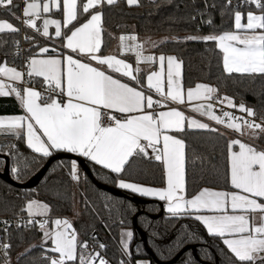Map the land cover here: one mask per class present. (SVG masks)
I'll use <instances>...</instances> for the list:
<instances>
[{"label":"snow or ice","instance_id":"snow-or-ice-1","mask_svg":"<svg viewBox=\"0 0 264 264\" xmlns=\"http://www.w3.org/2000/svg\"><path fill=\"white\" fill-rule=\"evenodd\" d=\"M25 2L23 15L27 19L24 23L37 32H41L37 20L41 19L42 12L49 13L52 6L61 11L64 27H72L62 33L60 20L44 19L42 35L48 37L49 26L55 25V36L66 41L63 47L81 58L74 59L73 55L63 54H49L47 58L33 55L28 60L26 70L10 67L5 61L0 66V76L11 82H20L24 87L21 90L12 83L6 84L0 80V96L14 94L25 114L0 117V129L7 128L8 134L17 137L25 135L28 148L42 157H51L56 152L85 157L102 169L117 174L119 188L164 201L166 211L174 217L183 215L194 218L202 223L210 236L221 238L232 254L230 259L233 264H264V148L242 142L241 139H230L227 144L230 167L226 179L234 190L203 188L191 198H186L185 141L170 133H183L186 122L192 129L209 132H219V129L186 117L178 108L159 112L148 110L154 109V106L165 107L167 101L180 105L186 101H197L191 107L193 112L206 116L217 125H224L240 136L253 139L264 135V116H260L258 122L253 108L243 102L236 105L229 96L221 97L219 89L209 84L199 83L194 88H188L185 95L182 60L176 56L144 55L145 44L156 46L155 41L148 38L138 43L135 35L121 36L122 48L134 52L137 65L142 62L159 65L158 71L147 74L146 88L154 89L162 100L154 101L152 95H146L145 85L137 75L141 71L139 66L133 68L130 63L114 55L101 54L104 9L116 5L118 0H81L79 4L78 0H48L43 4L37 0ZM126 3L128 6H139V0H126ZM244 3L255 5L260 14L248 11L246 23H242L244 14L238 10L240 5L225 0L223 8L233 10L236 31L203 37L190 36L187 39L216 42L223 53V68L228 74L264 75V31L257 33V30H264V0H244ZM18 7L14 0H0V8L11 11ZM83 14H88V18L81 22ZM207 22L211 24L212 21ZM5 31L17 33L19 29L7 20H0V33ZM249 31L251 34H247ZM40 53L47 54L49 49L41 47ZM85 56L86 60L83 59ZM93 61L98 66H93ZM104 66L127 77L136 86L114 78ZM25 76L43 77L49 84L46 89L48 95L42 96L34 88L28 87L31 80L26 81ZM213 99L221 104L226 103L229 108L238 107L247 118L234 117L231 112L217 115L213 110ZM105 119L110 123L105 124ZM237 146L238 150H234ZM149 149L154 159L162 162L165 168V187L144 186L123 178L137 157L149 156ZM27 167L28 163L25 162L24 168ZM12 172L19 178L21 169L13 167ZM69 175L74 181L80 180L75 160L71 161ZM21 211H26L28 216L24 226L38 224L43 231V242L47 244L51 241L52 247L46 251L56 255H46V264H110L101 251L88 250V242L79 238L69 220L55 219L57 230H48L46 225L51 211L48 203L29 199L26 208ZM36 217L44 219L37 220ZM3 223L7 232L8 221ZM121 235L125 238L121 241L122 249L129 254L133 232L126 231ZM96 247L105 250L107 245L98 243ZM0 248L4 250L5 264H8L11 245L3 243ZM119 264H125V261L121 260ZM137 264L142 262L137 261Z\"/></svg>","mask_w":264,"mask_h":264},{"label":"trees","instance_id":"trees-1","mask_svg":"<svg viewBox=\"0 0 264 264\" xmlns=\"http://www.w3.org/2000/svg\"><path fill=\"white\" fill-rule=\"evenodd\" d=\"M209 1L215 3L214 8L206 9L203 0H139V6H128L126 0H118L116 5L104 9L101 52L117 51L118 35L124 31H136L144 41L154 38V52L173 54L183 61L186 88L198 83L211 84L219 89V94L243 102L253 108L258 117L264 116V75L228 74L223 68V53L216 42L187 39L234 31V13L231 8H223L225 0ZM238 10L260 13L254 6ZM19 14L20 10H17L18 17ZM17 16L15 12L0 10V20L7 19L19 29L17 33H0V66L6 61L8 66L21 68L47 43L40 32L22 23ZM87 18L88 14H83L80 21ZM208 20L212 21L211 24ZM160 37L173 39L160 41ZM21 43L24 50L19 47ZM145 46L149 50V44ZM178 134L186 143L187 196L196 194L203 187L230 190L226 179L230 167L227 144L233 134L224 130L190 129ZM256 140L264 148V135ZM0 154L9 157L11 176L20 183L35 175L50 158L29 149L23 136L11 134H0ZM85 160L98 182L119 188L117 174L102 169L87 158ZM71 161L68 158L53 161L39 183L30 189L16 187L0 177V217L13 220L24 216L27 213L21 209L26 208L27 201L37 199L50 205L49 219L72 218L79 238L105 254L112 264H119L121 260L125 264H137L140 259H148L151 264H233L232 254L221 238L210 236L202 223L188 216H168L163 201L141 197L148 201L137 204L128 198L138 196L131 191L119 188L127 195L121 197L101 189L79 165L80 180L74 181L69 175ZM25 162L27 168H24ZM4 167L5 159L0 157V170ZM13 167L21 169L19 178L12 172ZM123 178L154 187H163L166 182L162 162L149 156L137 157ZM138 212L136 228L134 217ZM123 229L133 232L129 254H125L120 243ZM140 230L145 233L147 246L154 256L147 251ZM9 235L12 264H46L44 257L52 255L44 248L48 242L21 254L42 237L39 225H13ZM98 243L107 245V248L100 250L96 247ZM186 246L190 248L171 263ZM192 246L196 247L195 251Z\"/></svg>","mask_w":264,"mask_h":264},{"label":"crops","instance_id":"crops-1","mask_svg":"<svg viewBox=\"0 0 264 264\" xmlns=\"http://www.w3.org/2000/svg\"><path fill=\"white\" fill-rule=\"evenodd\" d=\"M37 1H44V0H37ZM29 2V1H28ZM81 2V0H78V4ZM83 2H86V0H83ZM254 12V11H253ZM14 13V12H12ZM244 14V18L242 19V23H246V14L247 12H242ZM255 14H260L258 12H254ZM16 16H17V12H15ZM86 15V14H84ZM44 18L43 19H40L39 22H38V28L41 29V32L40 34L42 35V21L41 20H44V19H57V20H60L61 21V31L62 33H64L65 29L68 28L70 25H68L67 27H64L63 25V16L61 14V11H58L54 6L51 7V11L49 13H46L44 14ZM18 17V16H17ZM3 20H7V19H3ZM9 23L12 24V22H10L9 20H7ZM74 23V22H73ZM14 27H16L14 24H13ZM33 29V28H32ZM33 30H36V29H33ZM234 31L235 28H234ZM263 30H257V33L259 32H262ZM7 32V31H5ZM243 34V33H242ZM247 34H251V32L249 31ZM42 37L47 41V43H45L42 47H47L49 49V53L47 54H41L40 53V49L37 50V52L33 55H35L37 58H47V56L49 54L51 55H57L59 56L60 54H63L64 56L66 55H73V58H81V57H78L75 53H72L70 49H67L66 47H63V44L66 43V41L62 40L61 38H58L55 36V25H50L49 26V36L48 37H44L42 35ZM156 41V40H155ZM102 45H103V37H102ZM102 45H101V48H102ZM218 46V45H217ZM149 50L146 49V46H145V49L146 51L148 52H154V46H152L151 44H149ZM55 50V51H53ZM155 53V56H159V55H165V56H175L173 54H160V53ZM101 54L103 55H114L116 56L118 59H123L125 60L127 63H130L132 65L133 68H136L137 66H139V68L141 69V71L137 74L142 83L145 85V94L146 95H152L153 97V100H162V97L159 96L154 89L152 90H148L146 88V84H147V80H146V76L147 74H150L151 71H158L159 70V65L158 63H155V64H144V63H140L139 65L136 64V61L134 59V57L132 56H121L118 54V50L117 51H110L108 53H102ZM32 55V56H33ZM83 59H87L86 56L83 57ZM93 66H98L96 64V62H92ZM10 67H15V66H10ZM18 70H21L20 68L16 67ZM104 69L107 71L108 74H111L114 76V78H118V79H121L122 82H130L128 80L127 77H122L121 74L119 73H114L111 71V69H106V66H104ZM0 80H4V82L6 84L8 83H12L14 84V86H16V84L20 83V82H11V81H8L7 78L3 77V76H0ZM33 81H39L42 85V84H48V82L44 81V78L43 77H32V82ZM132 84V86H136L135 85V82H130ZM182 84H183V88H184V91H185V95H186V91L188 88H186L184 86V66L182 65ZM199 84V83H198ZM205 84H208V83H205ZM40 85H37V84H34L33 82V85H30L28 87H32L34 88L36 91L40 92L39 91V86ZM197 85V84H196ZM195 85V86H196ZM210 86H212L211 84H209ZM195 86L193 87H190V88H194ZM214 87V86H213ZM164 90H165V94L167 93V80H166V73H165V78H164ZM222 96H225V95H222ZM227 96V95H226ZM230 97V96H229ZM232 98V97H231ZM234 103L236 105H239L240 102H237L234 98ZM39 102V101H38ZM195 103H198L197 101H193L191 103L187 102L183 105H180V104H176V103H173V102H170V101H167L165 102V107L161 108L159 111H168L172 108H178L179 110L183 111L185 116L186 117H190V118H194V119H197L201 122H204V123H208L211 127L213 128H217L219 130H224V131H227V132H230L233 134V136L231 137V139H241L242 142H246V143H250V144H253L255 146H258V147H261L258 143H257V140L256 139H253L252 137L250 136H240L239 133L237 132H234L233 130L231 129H228L226 128L224 125H217L214 121H211L209 120L206 116H202L200 115L199 113L197 112H193L191 110V107L193 104ZM223 106L225 107L226 109V112H231L233 114L234 117H244V115H246L245 113H242L239 111L238 107L237 108H229L227 106L226 103L223 104ZM148 111H152V112H156L155 111V106H154V109H149ZM157 111V112H159ZM24 110H23V107L20 103V101L15 97L14 94L12 95H9V96H0V117H11V116H17V115H24ZM226 119V118H225ZM185 129L188 130H200V129H192V128H189L187 126V122L185 123ZM9 133V130L7 128H4V129H0V134H8ZM170 134H173V135H176L178 138H181L183 139L178 133H170ZM11 135H14V134H11ZM16 136V135H15ZM24 137V140L26 142V136L25 135H21ZM27 144V143H26ZM185 147H186V143H185ZM263 148V147H262ZM234 150H238V146L236 149ZM59 153H67V152H59ZM56 154V153H55ZM72 154H75V153H72ZM54 155V154H53ZM77 155V154H75ZM149 157L150 158H154V155L152 154L151 152V149H149ZM85 158V157H84ZM78 170H79V166H78ZM185 173H186V152H185ZM165 175H166V171H165ZM186 178V176H185ZM131 182V181H129ZM140 184V183H139ZM141 185H144V184H141ZM144 186H149V185H144ZM166 186V182H165V185L163 187ZM149 187H154V186H149ZM203 188H209V189H212V190H215V191H232L234 189H230V190H223V189H217V188H210V187H203ZM202 188V189H203ZM200 189V190H202ZM126 190V189H124ZM199 190V191H200ZM130 191V190H128ZM199 191L197 193H199ZM133 193V192H132ZM196 193V194H197ZM136 194V193H134ZM138 196H140L139 194H136ZM193 196V195H192ZM192 196H187V192H186V198H191ZM140 197H144V198H150V199H157L159 200L158 198L156 197H145V196H140ZM37 200V199H36ZM40 201V200H39ZM161 201V200H160ZM41 203H46L44 201H40ZM164 203V207H165V211H166V203L163 201ZM27 213V212H26ZM167 215L168 216H172V214L168 213L166 211ZM50 214V213H49ZM49 214H48V220H49V223L46 225V227L48 228V230L50 231H55L57 230L56 229V225L54 224V220H51L49 219ZM259 215V213H257V216ZM183 216V215H182ZM44 219V217H42ZM56 219H67L69 220L72 225H73V219L72 218H69V217H62V218H56ZM74 227V226H73ZM124 230H128V229H123L122 231ZM130 230V229H129ZM43 232V231H42ZM131 243V241H130ZM122 246V244H121ZM52 247V244H51V241H48V244L47 246H44L45 249H48ZM129 249H130V244H129ZM129 252V250H128ZM52 255H56V254H53L51 253ZM140 262H142V264H151L150 260L148 259H140L138 260Z\"/></svg>","mask_w":264,"mask_h":264},{"label":"built area","instance_id":"built-area-1","mask_svg":"<svg viewBox=\"0 0 264 264\" xmlns=\"http://www.w3.org/2000/svg\"><path fill=\"white\" fill-rule=\"evenodd\" d=\"M28 1H30V0H28ZM151 1L154 2V1H157V0H151ZM203 1H204V5H205V8L206 9H208V8H214V7H212V5H215L214 2L209 1V0H203ZM232 2H233V5L239 4L240 5L239 8H244V7H249V6H254L255 7V5H253V4H245L244 3V0H232ZM14 4H18L19 7L18 8H12L11 11H9L7 9H4V8H0V10H5V11H8V12H17V10H20L19 19H20V21H22V23H24V20L27 19L26 17H24L23 10H22L23 9V6L26 4L25 0H14ZM126 35H135V36H137L138 37V40L136 42H138V43H143L144 40L140 37V35L136 31H124V32L119 33V35H118V47H117L118 54L121 55V56H132V57H134V59L136 61V57H135L134 52H128V51H126V50H124L122 48L121 41H120L119 38L121 36H126ZM23 37H24V33H23ZM129 43H131V42H129ZM19 47H20V49L24 50V44L21 43L19 45ZM144 55H153V56H155V53L154 52H148V51L144 50ZM144 64H148V63H144ZM26 68H27V64H25L24 66H22L20 69L21 70L22 69H25L26 70ZM29 79L31 80V82L28 83L27 86L33 85L32 78H29V77L25 76V80L26 81L29 80ZM16 87L17 88H20L22 90L23 87H24V85L22 83H18V84H16ZM48 87H49V85H47V84H42V85H40L38 87L40 93L42 94V96H45L46 97L48 95V93L46 91V89ZM220 96L223 97L221 94H220ZM211 102L213 104V110L215 111V113L217 115H221L222 112H226V109L223 106V104L219 103L215 99H213V101H211ZM161 108H163V107H157V106H155V111L157 112ZM244 117L247 118L246 115H244ZM257 121L259 122V117L258 116H257ZM104 122H105V124L110 123V121L108 119H105ZM27 219H28L27 214L24 215V216L17 217V218H15L13 220H9V219H7L5 217H0V244L8 243V244L11 245L9 233H10V229H11V227L13 225L14 226H17V227H32L34 225H38V224H35L34 223L32 225H29V226H24V221L27 220ZM36 219L37 220H43L42 217H36ZM3 221H8L9 227H8V231L7 232L4 231L5 225H4ZM18 224L20 226H18ZM10 250H11V248L8 250V256H7L8 264H12V262H13V259L9 256ZM88 250L89 251H93V250L99 251L98 249L94 248L90 244H89V249ZM0 254H1L2 259H3V263L2 264H5L6 257L4 255V250L2 248H0ZM101 254L104 255L109 260V258L105 254H103L102 252H101ZM110 264H112L111 261H110Z\"/></svg>","mask_w":264,"mask_h":264},{"label":"water","instance_id":"water-1","mask_svg":"<svg viewBox=\"0 0 264 264\" xmlns=\"http://www.w3.org/2000/svg\"><path fill=\"white\" fill-rule=\"evenodd\" d=\"M0 157L5 159V167L3 170H0V177L3 178L8 183H10L16 187L22 188V189H30V188L35 187L39 183L40 179L45 175L46 171L48 170V168L50 167V165L52 164L53 161L68 158V159H71L72 161L75 160L77 162V164L82 167L83 171L94 181V183L99 188L107 190L109 192H112L115 195H118L121 197H127V195L125 193H123V191L121 189L111 187V186H108L106 184L98 182L94 178L93 173H92L89 165L87 164L85 158L78 156V155H75V154H72V153H56V154H54L53 156H51L48 159V161L44 164V166L35 175H33L29 180H27L26 182H23V183L17 182L12 178L11 172H10V159H9V157L7 155H3V154H0ZM128 198H130L133 202H135L137 204H144L148 201V200L143 199L139 196H136V197L130 196ZM139 214H140V212H138L134 217V226L136 228H138L136 220H137V217L139 216ZM140 232L142 235V239L146 245L147 251L151 255H153L152 250L147 246V237H146L145 233L141 230H140ZM188 248H190V246H186L180 253H178L176 255V257L171 261V263H175L179 259V257L182 255V253L184 251H186ZM192 248L194 251L196 250L195 246H192Z\"/></svg>","mask_w":264,"mask_h":264},{"label":"rangeland","instance_id":"rangeland-1","mask_svg":"<svg viewBox=\"0 0 264 264\" xmlns=\"http://www.w3.org/2000/svg\"><path fill=\"white\" fill-rule=\"evenodd\" d=\"M29 2H31V0L29 1ZM38 3H41V4H43V3H45V2H48V0H44V1H37ZM26 6V4L23 6V9L22 10H24V7ZM44 14H46V13H41V19H43L45 16H44ZM40 20V19H39ZM39 20H37V26H38V22H39ZM42 21V26H43V20H41ZM29 27V26H28ZM31 28V27H30ZM152 41H155V39L154 38H150ZM160 39V41L161 40H167V39H173L172 37H160L159 38ZM158 40V39H157ZM140 197V196H139ZM48 229V228H47ZM126 231H132V230H124V231H122V233L123 232H126ZM121 233V234H122ZM122 239H125L124 237H122V235H121V241H122ZM121 241H120V243H121ZM122 244V243H121ZM41 245H46L44 242H43V235H42V237H40L33 245H31L30 247H28V248H26L25 250H23L22 252H21V254H23L24 252H26L27 250H29L30 248H32L33 246H41Z\"/></svg>","mask_w":264,"mask_h":264}]
</instances>
